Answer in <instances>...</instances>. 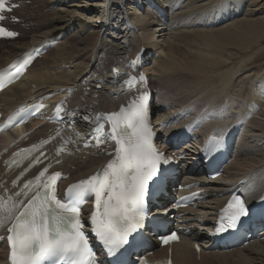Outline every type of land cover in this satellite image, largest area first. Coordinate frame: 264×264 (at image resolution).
I'll return each instance as SVG.
<instances>
[{"label": "bare ground", "instance_id": "6f19581e", "mask_svg": "<svg viewBox=\"0 0 264 264\" xmlns=\"http://www.w3.org/2000/svg\"><path fill=\"white\" fill-rule=\"evenodd\" d=\"M25 1L15 0V3L22 7L14 10L13 17H19L24 26L28 24L30 26L24 28L21 24L8 22L9 26L20 32L18 36L20 39H15L13 42L0 41V67L22 56L39 43L54 42L59 36L65 35L72 26L86 33L83 40L88 46L77 49L70 44L59 48L58 54L53 57V62H41L44 57L41 54L19 82L0 93V113L3 114L10 113L19 105L34 102L39 98L45 101L64 100L67 108L65 118L59 127L44 123L39 129H34L38 123L34 122L28 126V129L33 131L23 139H17V136L13 137L9 134L0 136V199L14 197L18 201L22 197V195L16 196V193L22 192L21 183L35 174V172H29L12 180L15 175H11V171H4L6 165L2 164L1 155L9 149L12 142H18L19 145L34 143L37 151L31 164H39L36 174L41 167L50 170L62 169L66 176L64 183L84 177L105 163L109 151L116 146L84 148L79 142L88 138L86 131L90 126L88 121L94 119L100 111L108 110L109 107L115 108L116 103L120 101L116 100L124 92H121L119 97H112L110 92H115L114 89L119 87L117 83L125 79V75L121 74L125 68L121 65L124 63L133 65L130 71L135 77L136 85L141 84L151 92L152 101H149V104L152 111L158 113L154 115L155 123L162 120L158 125L166 124V129L169 131L196 123L197 132H201L177 149L178 154L164 150L167 147L164 142L159 143L153 140L155 148L160 153L165 156L171 154L172 158L178 161V174L182 173L181 164L185 163L187 167L186 159L196 157L195 155L200 152L204 141L202 135L223 134L231 128L239 130L238 140L244 132L252 141L247 143L249 146L253 145L258 149L264 147V135L258 134L264 133V121L253 117L255 114L264 118V106L260 103L263 109H258L256 106L258 102L255 99H264V72L258 80L253 79L252 90L248 91L247 99L241 104H236L234 103L236 99L229 95L232 76L248 68V64L240 63L238 67H235L237 65L235 64L233 69L231 67L222 70L225 63L221 59L226 57V55L222 56L223 49L231 46L234 50L244 51L251 48V45L257 44L264 36V15L252 19L251 14H243V12L240 14L243 0H206L204 2L193 0L191 4L189 0L186 3V0H84V3L80 5L91 3L86 11L95 13L97 16L95 20L86 19V11L78 7L67 13L66 17L46 15L41 11L49 2H65L66 0H32L31 6L23 4ZM199 1L203 3L196 4ZM250 6L254 11L264 10V0H254ZM76 10H80V13H76ZM158 10L164 16L169 15L166 21L158 16ZM234 14L235 17L239 15L243 17L235 18L232 20L234 22L225 26L221 25L225 22L224 18ZM126 18L136 24L126 23ZM220 25L222 27L216 29L195 30L200 27L214 28ZM179 27L192 32L194 36L189 37L188 34L183 33L173 35ZM163 35L168 36L164 41L167 43L166 48L159 45L158 38ZM154 39L155 43H153ZM180 42L187 47V51L176 55L178 48L182 47ZM190 48L201 51L189 50ZM119 50H121L120 53L123 51L128 53L127 50H130L131 53L121 57L116 54ZM153 50H156L155 56L152 55ZM51 51L53 50L51 49L46 55L52 53ZM86 53L88 56L84 57L85 63H79L69 72L64 69L68 58L83 57ZM161 53H164V56ZM235 54L230 52L227 56ZM226 59L229 60L230 57ZM141 61L143 64L137 66ZM113 65L120 69L118 73L111 70ZM140 75L145 76L146 80L141 82ZM249 78H253L252 75ZM49 95L52 97L47 98ZM233 104L239 105L238 108H241L242 114L239 115V119L236 115L231 116L232 120H237L230 122L224 119L223 112L232 111ZM204 106L207 108L200 114ZM85 116L89 117L88 121H85ZM72 119L74 121H71ZM219 120L225 121L218 125ZM158 125L155 129L159 130ZM77 143L78 145L74 146ZM247 144H244L245 148ZM184 149L185 157H181L180 153ZM242 149L241 144L237 145L238 153L231 158L225 172L229 174L230 180L238 183L232 188H235L247 202H253L264 193V153L256 154V150H252L245 152L242 158H238ZM233 169L234 173H232ZM193 174L194 172H190L188 176L195 178ZM221 177H216L215 180L203 179L204 177L195 179L194 189L217 191L214 201L211 202L213 205H204L205 213L203 209L201 213L192 212L200 211V209L179 210L183 213L179 220L182 227L189 230L188 237L180 238L179 242L171 244L170 248L159 247L155 239H152V244L155 245L154 256L148 255L147 263L152 264L170 255L175 264H229L222 259V254L225 253L217 254L213 253L214 251L208 253L205 247H208L209 243L202 239L199 232L207 231L214 225L219 209L226 203V199L222 200L221 197L231 186L226 187L228 184H220ZM27 199L28 197H24L22 202ZM200 205L202 207V202H199L197 206ZM172 214L176 217L178 215L177 212ZM146 232L150 231L146 230ZM262 233L263 231L259 232V236ZM199 242L202 244H199L201 249L197 252L193 249V244ZM228 255L229 257L226 256V258L230 263L263 264L264 238L229 251ZM155 256L158 258L155 259ZM252 256L255 260H252ZM6 257L7 252L1 245L0 264H6ZM232 258H235L234 262Z\"/></svg>", "mask_w": 264, "mask_h": 264}, {"label": "snow or ice", "instance_id": "6c2138e0", "mask_svg": "<svg viewBox=\"0 0 264 264\" xmlns=\"http://www.w3.org/2000/svg\"><path fill=\"white\" fill-rule=\"evenodd\" d=\"M14 7L17 5L7 7V0H0V12L11 11ZM4 18L0 15V20ZM0 32L16 35L3 28ZM5 78L0 74V82ZM139 80L143 82L146 77L140 75ZM149 101L150 93L145 91L126 107L121 106L118 112L98 118V121L104 119L111 125V133L98 136L97 142L103 143L105 139L114 141L113 158L96 174L70 185L63 201L57 197L55 189L62 174L55 172L47 176L46 181L42 180L47 169L25 182L22 192L16 193V196L24 197H29L31 193L26 203L9 197L12 201L9 206L0 199V229L7 227L9 233L10 264H99L80 218V205L92 196L95 197V210L89 219L91 232L102 244L107 256L113 258L112 264H124L122 257L128 248L133 244L139 246L146 239L143 230L155 231L159 228L158 223L149 227L147 198L161 183V165L168 164L170 158L154 146ZM43 107L42 104L34 106L33 110L21 107L0 124V131L7 130L14 122H23L24 114ZM59 108L60 105H57ZM84 119L88 121L89 117ZM103 128L104 124L98 122L93 130L101 132ZM222 143L223 134H213L206 151L218 150ZM21 151L30 152L31 149ZM259 203L264 205V198ZM260 211L264 212V208ZM251 215L252 210L245 201L234 196L221 211L216 233L238 228L242 220ZM177 238L175 232L160 237L165 244Z\"/></svg>", "mask_w": 264, "mask_h": 264}, {"label": "rangeland", "instance_id": "374dc122", "mask_svg": "<svg viewBox=\"0 0 264 264\" xmlns=\"http://www.w3.org/2000/svg\"><path fill=\"white\" fill-rule=\"evenodd\" d=\"M33 1H35V0H33ZM83 1L84 0H66L65 2L52 1V2L47 3V5L44 6L41 11H42L43 14H46V15H57V16H65L66 17L68 15L67 13H69L72 9H74L76 7L80 8L82 11H86V9L91 6L90 5L91 3H89L87 5H83V6L80 5V3H84ZM92 1H90V2H92ZM202 1L204 2L206 0H202ZM202 1H199L196 4L203 3ZM252 1H254V0H243V3L240 6V12L239 13L240 14H241V12H243V14L248 13V14H251L252 15L251 16L252 19H257L260 16L264 15V10H259L258 11V9H257L256 11H254L253 8H252V6H250V4H251ZM186 2H188V0H186L185 3ZM31 3H32V0H26L23 4L30 5L31 6ZM191 3H193V0H189V4H191ZM20 7H22V5H20L17 9H20ZM76 11H77L76 13H78V14L80 13V10L79 11L76 10ZM181 13H185V12H181ZM239 13H237V14H239ZM157 14L164 21H166L167 18H168V16H169L168 14H166L165 17H164L165 19H163L162 15H160L159 11L157 12ZM235 16L236 15L234 14V15L229 16L228 18H224L225 22L221 23V25L222 26H225L227 24H230V23L234 22L232 20H235V18L236 19H239V18H242L243 17V15L242 16L239 15L237 17H235ZM85 18L86 19H89V20H95L97 18V16H96L95 13H93L91 11H86L85 12ZM13 22L15 24H18V25L21 24V26H23L24 28H29V26H30L29 24L24 26V24H22V20L19 17L13 18ZM126 23H128L130 25L136 24L135 22H131V20L128 19V18H126ZM221 25L218 26V27H214V28H204V27L198 26V27H200V29L198 28V29H195V30H206V29L211 30V29L220 28V27H222ZM195 27H197V26H195ZM185 30H186L185 28L179 27L176 31L173 32V35L183 33L185 35L188 34L187 36H189V37L190 36L191 37L194 36L192 34V32H187ZM85 35H86V33L80 32L79 29L76 26L70 27V29L67 31V33L65 35L59 36L58 39H56L54 41L53 47H51V49L53 50V51H51L52 53H50L48 55H46L44 53V57L42 58V61L41 62H44V61L53 62V59H54L53 57L58 54V49L59 48H62L64 46H69L70 44H73L74 48L76 47L77 49L82 48V47H85V46H88L87 42H85V40H83V38L85 37ZM167 37H168L167 35H163V36H161V37L158 38L160 40V44L159 45H162L163 48H166V46H167V43H164V41L167 40L166 39ZM16 39H20V38L18 37ZM129 39H131V36H129ZM13 41H15V39L14 40H9V41H6L5 40V42H13ZM155 42H156V40L154 39V42L153 43H155ZM181 46L182 47H179L178 48L176 55L183 54V53H185V51H187V47L183 46L182 43H181ZM250 47L251 48L246 49L244 51H242V50L241 51H238V50L232 49L231 46H230L229 48L223 49L222 52H221L222 53V56H225L226 55V57H230V59H232V61L230 59L227 60L226 57H225L226 60L224 58L221 59L225 63L224 66H223V68H222L223 71L226 70L227 68H231V67L233 69V65H235V64H237V65H235V67H238L240 65V63L241 64H248V68H246L245 70L240 71V72H238V73H236L235 75L232 76V81H231L232 84L230 86L229 95L232 98L236 99V102H234L236 104H241V103H243L247 99L246 96L248 94V91L249 90H252V85L251 84H253V82H254L253 79H255V80L257 79L258 80L260 77H262V73L264 72V36H263V38L260 39V41L257 44H253V46L251 45ZM50 50H48L47 52H49ZM189 50H197L198 51L200 49L190 48ZM127 51H128V53H131L130 50H127ZM155 51L156 50H153L152 51V55H154V56H155V54H157ZM120 52H121V50L117 51L116 54H119L121 57H123V56H125V55L128 54V53H125V51H123L122 53H120ZM230 52H234L236 54L233 55V56L232 55L231 56H227ZM161 54H162V56H164V53H161ZM87 56L88 55L86 53L85 56H83V57H76L75 56L73 58H68V60H66L67 63L65 65V68L64 69H67V72L74 70V67L78 66L79 63H85L84 57H87ZM59 66H61V65H59ZM251 75H252L253 78H249V76H251ZM255 99H257L256 101L258 102L256 104V106L258 107V109H263L262 107L264 106V99H262V98H255ZM228 100H230V99H228ZM251 100H253V99H251ZM260 103L263 104L262 107L260 106ZM236 104H233L232 111H229V112H226V113H225V111L223 112L224 113L223 116H224V119L225 120H229L230 122L231 121L233 122V121L237 120V119H233L232 120V117L231 116H233V115L234 116L236 115L237 116L236 118L239 119V117H240L239 115L242 114V110H241V108L239 109L238 108L239 105L237 106ZM205 105H207V104H205ZM205 108H207V106H204L203 109L199 113L200 114L204 113L203 110H205ZM163 110H160V111H163ZM156 114H158V113H156ZM186 114H187V112L184 115L186 116ZM185 116H183V118ZM253 117L258 118L260 121H264V118L261 117V116L258 117V115H255L254 114ZM260 118H262V119H260ZM225 120H219L218 121V125H221V122L223 123ZM225 123H228V122H225ZM195 131L196 132L193 133V135H195V136H198L197 134L198 133H201V132H197V130H195ZM255 133L257 134V132H255ZM233 134H234V138H233V146H232V152H231L230 158L231 157H234V155H236V153H238L237 152V145L239 146V144H241V148H243V149H242L241 152H239L238 158H242L245 152H247V151H250L251 152L252 150H256V154H263L264 153V151H263L264 150V147L262 149H258V148L253 147V145L252 146H249L247 144V143H251L252 141L250 140V138H247V135H245L244 132H242V137L239 138V140H238L239 130H233ZM258 134L259 135L261 134L262 136L264 135V133L262 134L261 132L258 133ZM243 135H245V136H243ZM244 144H247L246 148L244 147ZM248 146H249V148H248ZM184 152H185V149H184ZM197 155L198 154H196L195 156H197ZM193 158L194 157H192L191 159H193ZM232 173H234V169H233ZM228 175H227V172L223 171L222 174L220 176H218V177H221L222 176L221 177L222 178L221 179L222 182L220 184H228L226 187L231 186V188L229 190H225L224 191L225 194L223 195V197H221L222 200L223 199H227V197H228L230 191L233 189L232 187L234 185L235 186L238 185V183H234L235 182L234 180H230V177ZM211 180H215V178H212ZM216 193H217L216 190L213 191V192H210V189H208V191H207L204 199L200 201L203 204L202 207L200 205L199 207H196L194 209V210H199L200 209V211H193V212L194 213H201V211L204 210V208H203L204 205L205 206L206 205L207 206H212L213 203H211V202L214 201V199L216 197ZM201 209H203V210H201ZM205 209H207V208H205ZM205 212H206V210L203 211V213H205ZM199 232H200V234L203 237L204 236V234H203L204 232L201 231V230ZM245 246H247V245H245ZM232 250H216L213 253H217V254L219 252L220 253H225V254H222V257H223L222 259L224 261L228 262L229 264H234V263H230L227 260V258H226V256L229 257L228 252L229 251H232ZM207 251H208V253L209 252H212V251H209V250H207ZM226 253H227V255H226ZM258 253L259 252H257V254ZM253 257L254 256H252V260H255V258H253ZM231 260H232V262H234L235 261V258H232ZM262 262H264V257L262 258Z\"/></svg>", "mask_w": 264, "mask_h": 264}]
</instances>
